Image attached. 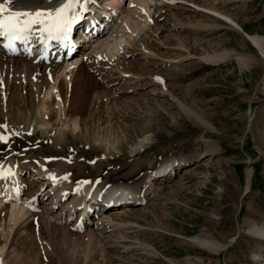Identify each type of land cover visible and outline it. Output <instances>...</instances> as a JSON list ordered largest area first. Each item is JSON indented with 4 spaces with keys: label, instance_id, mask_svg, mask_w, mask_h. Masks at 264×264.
<instances>
[{
    "label": "rangeland",
    "instance_id": "rangeland-1",
    "mask_svg": "<svg viewBox=\"0 0 264 264\" xmlns=\"http://www.w3.org/2000/svg\"><path fill=\"white\" fill-rule=\"evenodd\" d=\"M159 1L162 4V0H148L152 15ZM198 1L203 3L207 0ZM129 2L123 0L122 4L128 6ZM167 2L172 7L168 14L175 12L186 24L169 33L161 29V33L155 36L156 25L152 27L151 23H145V18H141L137 31L139 37L131 39L132 43L122 51H130L126 54L127 64L133 66L131 62H134L133 67L138 71L136 62L140 60H134L131 52L142 50L141 42L156 49L168 61L158 66L155 72L164 77L167 86L190 111L166 97L156 99L157 96L149 92L146 77L131 84L108 85L103 82V77L92 71L95 79L93 88L102 97L98 99L100 102H95L99 109L95 111L93 122L87 120L90 124L85 125L89 127L87 140L75 136L79 130L76 128L73 134L67 131L66 145L62 150H56L50 144V136L43 134L42 126L34 122L33 132L19 130L12 140L0 142V155L13 153L26 160L45 158L54 160V163L58 160L51 157L65 156L69 158V167L77 163L85 165L83 174H95L99 178L109 176L117 179L136 168V179L141 185L149 179L147 174L165 160L191 157L201 152L200 160L180 165L171 178L156 180L161 192L154 197L152 211L142 216L139 213L131 219L132 223L135 221L141 225L139 230L132 228L136 230L135 234L119 233L116 236V239L132 236L133 240H130L135 245L140 243V249L151 246L153 253L145 254L146 251L144 253L138 248L140 254L125 255L118 252L117 242L112 246L111 242L77 239L76 242L67 241L68 247L72 245L76 254L73 256L66 247L65 253L69 254L65 255L60 250L58 253L55 241L35 220L32 221L33 228L30 224L19 232L11 231L2 264H255V255H261L257 264H264V242L248 233L247 221L255 213L264 218V210H258L259 207L264 209V57L247 38L248 34L264 36V0L215 1L220 7L217 10L234 18L240 29L218 13L210 15L212 12L206 7H199V10L208 12L202 14L195 11L198 5L191 7L195 4L191 5L187 0ZM213 2L207 1L209 6H213ZM174 18L179 21L178 17ZM164 20L165 17L156 22L161 25ZM197 20L207 25L193 26L190 23L192 26H189L188 22ZM170 33L175 35L168 40ZM148 36L155 40H158L156 37L162 38L170 50L157 47V43L153 39L148 40ZM189 52L190 57L186 55ZM215 53L221 57L215 61L204 59L205 55ZM122 54H118L120 59ZM137 83L140 88L136 90ZM53 89L51 87L50 90ZM16 92L27 98L22 87ZM6 93L7 90L4 91ZM116 102L124 107L134 105L133 112L123 110L119 112L121 115L115 114L117 118H113L111 124L110 116L114 113L109 111V105ZM23 107V112L30 119L29 106L25 103ZM115 119L120 123L114 124ZM99 122L108 123L109 127L98 128ZM62 126L69 128L65 124ZM106 140L118 144L108 153L103 146ZM144 142L147 146L133 151V147ZM212 147L215 151L211 150ZM37 184L40 185L41 181ZM94 218L95 214L90 219ZM203 235L217 244L225 243L227 247L215 254L192 241L193 237ZM76 255L82 259L77 260Z\"/></svg>",
    "mask_w": 264,
    "mask_h": 264
},
{
    "label": "bare ground",
    "instance_id": "bare-ground-1",
    "mask_svg": "<svg viewBox=\"0 0 264 264\" xmlns=\"http://www.w3.org/2000/svg\"><path fill=\"white\" fill-rule=\"evenodd\" d=\"M122 1L80 0V4H83L84 7L81 8L77 5L75 9V12L79 14L76 25L81 23L84 16L86 20H84L83 26L90 16H93V20H97L96 23L90 22L87 25L90 26L89 31L85 33L89 37L88 40H85L83 33H75L72 43L74 49L72 52H65L64 47L54 41L41 42L32 54L28 53L27 47L22 45L16 51H9L0 47V125L5 126L0 127V135L7 137V140H12L15 137L13 135L19 130L25 133L33 132L31 128L32 124L37 122L39 126H42L43 134L50 136V144L56 150H62L66 145L67 131L73 134L75 129L78 128L79 130L75 136L85 138L89 131V127L87 126L90 124H88L87 120L93 122L95 111L99 109L98 107V109L96 108L97 105L95 102L98 103V99L102 97V94L93 88L95 86L93 85L95 79L93 80L94 76L91 73L92 71L97 72L98 75L103 77V82L108 85L121 83L131 84L133 82H140L146 77L147 86H150L149 92L153 96H157L156 99L166 97L182 109L187 111L191 110L184 105L173 89L171 90L167 86L164 77L160 73L155 72L158 66L168 61L160 56V53L156 49H152L149 44H145L146 42H141L142 50L131 52L132 57H135L133 58L134 60L137 59L138 61V58L140 60L136 62L139 65L138 71L137 68L133 67L134 62H131L133 66L127 64L126 54L130 51H122L126 49V45L132 43L131 39L134 40L139 37L137 31L141 18H145V23H151L152 27L156 25L154 30L155 36L161 33V29L167 30L169 33L186 24V22L181 21V18L175 12H171L170 15L168 14V11L172 9L170 2H167L168 0H162V4L160 1L159 3L157 2L155 14L153 15L151 14V5L148 0H130L128 6L123 5ZM187 1L191 5L195 4L191 7L198 5L197 9L195 7L197 13L208 14L205 10H199L200 6L206 7L212 12H209L210 15L213 16L218 13L229 20L232 26L240 29V26L236 23L237 21L235 22L233 20L234 18L217 10L220 8L218 3L223 0H214L213 6H209L207 3L208 0L203 2L204 4L198 0ZM215 1L218 3L216 4ZM66 2L67 0H15L14 4L9 7L12 10L34 12L45 9L54 10ZM0 3H4V0H0ZM176 8L178 9L179 7ZM163 13L164 15H162ZM173 16L178 17L179 21L175 18L173 19ZM164 17V22L161 25L157 24L156 20L164 19ZM199 22L200 20H197L194 23L188 22V24L192 23L193 26L207 25L202 21V23ZM192 25L190 24L189 26ZM93 29L96 30L95 34L92 33ZM34 34L36 35L37 33ZM171 35L174 36L175 34H168V40L172 37ZM156 38L158 40L148 36V40L153 39L157 43V47H165L170 50V47L166 45L162 38ZM247 38L258 48L264 57V36L248 34ZM137 40L139 41L140 38ZM89 41L91 42L88 46ZM141 41L144 40L141 38ZM35 42L36 40L34 39L29 44ZM0 43H2V39H0ZM43 45L47 46V49H40ZM186 50L189 51L187 48ZM119 53H123L121 55L122 59L119 58ZM210 54L204 56L206 61H215L218 57H221L217 53ZM186 55L189 56L191 53H186ZM107 59L111 61H107ZM240 59H243L242 56ZM46 61L49 62L46 64ZM130 67H133V69ZM137 85L136 90L140 88V84L137 83ZM19 87H22L23 92L26 91L27 98L23 94L16 92V89ZM51 87L56 90H50ZM5 90H7L6 94H4ZM25 103H27L30 113H32L30 119L28 118V114L23 112V105ZM133 107L134 105L124 107L122 103L118 105L117 102L116 104L112 103L109 105V111L114 113L113 116H110V123H113V118H117L114 116L115 114L123 110H131L133 112ZM119 115L121 114L119 113ZM118 119L120 121L122 120L120 117ZM119 120L115 119L114 124H119ZM101 121L104 122L105 119ZM64 124L69 126V128L62 126ZM86 124L87 126H85ZM52 126H54V129H51ZM106 126L109 127L108 123L107 125L101 122L98 123V128H105ZM86 140L85 142L89 141V139L88 141ZM115 143L117 142L105 141L103 146L107 153L111 148H115L118 145H115ZM145 146H147L145 142L140 143V146L133 147V151L144 148ZM214 149V147L211 148L212 151H215ZM200 153L197 152L191 157H174L165 160L154 171L148 172L149 174L147 175L150 177L144 182V185H141L139 179H136V175H138V172L135 170L136 168L117 179L116 177L109 176L99 178V175L83 174L82 170L85 169V165L77 163L74 167H69L67 164L69 158H65V156L60 158L51 157L58 160V163H54L52 162L54 160H45V158L43 160L39 158L37 159L38 161L26 160L20 158L21 156L17 157L18 155H14L13 153L5 156L0 155V228L2 225H5L1 228L3 230H0V264H2V255L6 250L8 236L11 231L19 232L24 230L25 226H30V224V227L33 228L32 221L35 220H38L40 227L48 232L49 237L55 241L57 250H60L62 254L69 248L68 252L74 256L76 254L74 253L75 249L72 248L71 244H69L71 248L68 247L67 241L72 240L71 242H73L77 239L111 242V245L113 242H117V244H114L118 252L124 253L125 255L132 253L133 256L134 254H140L137 252V249H140L139 246L141 244L136 242L135 245V242L132 241V236L129 239L127 237L116 239L117 234H135L133 233L136 232L134 229L136 227L138 229L141 225L136 224L135 221V223H132L131 219L135 218L139 213L142 216V214L144 215L152 211L150 208L155 199L154 197L161 192V188H159V184H156V180L171 178V175L177 171L180 165L188 161L191 162L193 160L195 162L200 160ZM65 176L67 179H64ZM38 181H41L40 185L37 184ZM112 185L126 186L136 190L138 192V199L128 202L126 205L119 203L115 206L95 204L94 200L99 196L98 193ZM111 196L112 194L106 195L110 199ZM93 205H95L97 210H91V208H94ZM258 210L264 209L259 207ZM94 214L95 218L91 220L90 218ZM247 221L248 233L264 242V218L259 217L255 213ZM133 227L135 228L132 229ZM192 239L194 243L198 242L202 244L203 247L210 249L215 254L225 250L227 247L225 243L217 244L211 241V238L207 235H203L202 237L196 236ZM142 249L144 253L146 251L145 254L153 253L151 246H146ZM79 256L76 255L77 260L81 258ZM255 257L254 262L257 264L260 262L259 258L261 255H255Z\"/></svg>",
    "mask_w": 264,
    "mask_h": 264
},
{
    "label": "snow or ice",
    "instance_id": "snow-or-ice-1",
    "mask_svg": "<svg viewBox=\"0 0 264 264\" xmlns=\"http://www.w3.org/2000/svg\"><path fill=\"white\" fill-rule=\"evenodd\" d=\"M15 0H4L0 3V36L8 40L7 47H12L14 42H27L34 33H39V39L44 42L45 34L48 40H67V34L71 26L79 18L78 14L69 16L74 12L80 0H67L56 9L36 10L34 12L24 10H12ZM0 127H5L0 125ZM7 137L0 135V142H7ZM64 179H67L65 176ZM87 183V182H86Z\"/></svg>",
    "mask_w": 264,
    "mask_h": 264
}]
</instances>
